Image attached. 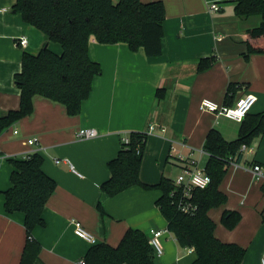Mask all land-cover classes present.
I'll return each mask as SVG.
<instances>
[{
	"label": "crops",
	"instance_id": "0c3cea01",
	"mask_svg": "<svg viewBox=\"0 0 264 264\" xmlns=\"http://www.w3.org/2000/svg\"><path fill=\"white\" fill-rule=\"evenodd\" d=\"M141 1L164 4L161 55L147 57L142 49L132 52L126 44L100 45L91 38L88 56L102 72L94 77L81 112L68 116L63 105L35 96L32 114L0 133V156H8L0 159V264H19L26 241L24 215L4 210V192L11 187L14 170L9 160L38 153L43 173L56 183L42 212L44 226L36 227L31 235L41 246L40 263L80 264L93 244L74 234L72 220L81 223L95 244L112 247L128 229L148 235L150 230H167L155 204L159 191L132 187L108 197L100 190L110 177L107 163L117 156L122 137L130 132L147 134L139 178L155 185L163 177L174 180L172 169L180 174L177 153L186 156L192 150L198 167L204 169L200 164H206L208 156L198 150L211 129L227 141L237 138L239 123L200 110L201 100L233 106L237 99L251 94L256 102L249 114L264 111V54L243 56L246 29L257 26L258 18L238 19L233 3L224 0ZM14 4L15 0H0V119L19 108L20 91L14 76L20 71L22 54L35 55L44 45L56 54L61 51L24 23L13 11ZM211 4L219 11L209 12ZM20 38L26 40L24 47L18 44ZM209 56L215 58L213 65L197 73L198 61ZM230 84L235 86L234 92L226 96ZM87 128L95 129L97 136L76 137L78 130ZM32 138L37 142L30 146L27 140ZM173 145L175 154L170 153ZM250 149L227 162L218 187L226 202L211 209L208 216L218 240L245 250L241 264H260L264 179L257 181L251 167L259 165L264 176V131ZM98 205L105 216L98 212ZM226 212L240 215L232 230L221 222ZM161 244L164 253L156 264H192L195 259L194 252L180 247L169 232L162 235Z\"/></svg>",
	"mask_w": 264,
	"mask_h": 264
},
{
	"label": "trees",
	"instance_id": "16d2710c",
	"mask_svg": "<svg viewBox=\"0 0 264 264\" xmlns=\"http://www.w3.org/2000/svg\"><path fill=\"white\" fill-rule=\"evenodd\" d=\"M224 1L233 3L238 19H259L257 26L246 29L244 58L264 54V0ZM13 11L24 23L40 31L48 43L57 44L61 51L56 54L44 45L35 55L22 54L20 71L14 76L20 91L19 108L0 119V133L15 121L32 114L35 96L63 105L68 116L81 112L82 103L92 90L94 77L102 72L100 65L88 56L91 38L100 45L126 44L132 52L142 49L147 57H156L162 52L165 9L161 1L15 0ZM214 62V56L201 58L197 73L208 70ZM234 88L230 84L226 96L233 94ZM249 113L239 123L238 135L233 141L225 140L216 129L207 133L202 150L208 159L203 170L211 181L206 189L192 191L191 201L197 207L194 215L179 211L176 202L180 189L173 180L163 177L155 185L141 182L139 171L146 133L130 132L121 138L117 156L107 163L110 177L101 184L100 190L108 197L132 187L159 191L156 207L178 245L193 249L195 259L192 264H241L245 250L215 237V224L208 212L226 202V196L218 187L227 162L239 158L241 146H250L264 131V111L254 115ZM124 138L128 143L123 141ZM9 162L14 170L10 175L11 187L4 192V210L7 214L19 212L24 215L26 235L19 264H41V246L31 235L36 227L44 226L42 212L56 183L43 173V159L38 153ZM97 209L102 217L105 216L101 206ZM239 221L237 212H226L221 219L228 230L234 229ZM82 260L84 264H156L150 236L138 229H128L115 247L104 242L92 245Z\"/></svg>",
	"mask_w": 264,
	"mask_h": 264
},
{
	"label": "built area",
	"instance_id": "2783aa9c",
	"mask_svg": "<svg viewBox=\"0 0 264 264\" xmlns=\"http://www.w3.org/2000/svg\"><path fill=\"white\" fill-rule=\"evenodd\" d=\"M208 10L209 12H217L219 11V7L216 4H211L208 7ZM18 44L19 46L24 47L26 45V40L24 38H20L18 40ZM255 102L256 97L254 95L247 94L237 99L233 106L218 105L208 99H203L200 102L199 108L202 111L214 114L216 117L223 116L236 123H240L250 112ZM149 129L152 130L153 128L150 127ZM14 133L17 132L15 131ZM96 136L97 132L92 128L80 129L76 132V137L79 139H92ZM123 141L125 143H128L127 138H124ZM36 142L37 140L33 138L27 140V144L30 146L35 145ZM246 149L251 150L250 146L242 145L240 148V152ZM198 151L200 153L203 152V150ZM170 153H176L174 145L171 146ZM29 154L23 156L21 159L24 160L28 158ZM193 154L194 152L191 150L186 156H183L179 153H177L175 156L176 162L181 164V172L173 180L175 186L180 189V197L176 203L179 211L186 215H194L197 210V207L191 201L192 191L206 189L211 181L210 177L204 172V170L198 167V161L193 157ZM0 159H8V156L1 155ZM55 162L58 164L60 161L55 160ZM230 162H233V159H231ZM251 172L257 181L264 179L262 168L259 165H253L251 167ZM71 224L73 225V232L78 238L85 240L89 244H95L94 237L84 230L80 222L72 220ZM167 232L168 231L165 229L150 230L149 232L150 242L157 259L161 258L164 253L161 244V237ZM187 250L188 252H193L192 248H187ZM80 264H84L83 260L80 262ZM260 264H264V252L261 254Z\"/></svg>",
	"mask_w": 264,
	"mask_h": 264
},
{
	"label": "rangeland",
	"instance_id": "374dc122",
	"mask_svg": "<svg viewBox=\"0 0 264 264\" xmlns=\"http://www.w3.org/2000/svg\"><path fill=\"white\" fill-rule=\"evenodd\" d=\"M57 46V45H56ZM205 165V163L204 162H201V164H200V167H203ZM174 169H172V173H171V176L172 177H174L173 179H175L176 178V176L178 175V171L175 169V171H173ZM177 174V175H176ZM174 175H176V176H174ZM156 261H157V258H156Z\"/></svg>",
	"mask_w": 264,
	"mask_h": 264
}]
</instances>
